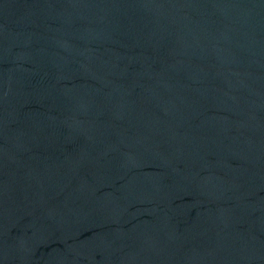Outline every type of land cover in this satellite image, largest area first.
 <instances>
[{"label": "water", "instance_id": "1", "mask_svg": "<svg viewBox=\"0 0 264 264\" xmlns=\"http://www.w3.org/2000/svg\"><path fill=\"white\" fill-rule=\"evenodd\" d=\"M0 264H264V0H0Z\"/></svg>", "mask_w": 264, "mask_h": 264}]
</instances>
